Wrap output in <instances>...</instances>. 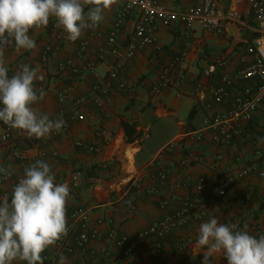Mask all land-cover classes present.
<instances>
[{"label":"crops","instance_id":"obj_1","mask_svg":"<svg viewBox=\"0 0 264 264\" xmlns=\"http://www.w3.org/2000/svg\"><path fill=\"white\" fill-rule=\"evenodd\" d=\"M160 1L179 9L192 0ZM217 2L222 10L245 9L244 0ZM90 7L84 5L85 13ZM120 8L121 3L116 0L105 10L99 24L103 33L100 38L87 37L90 58L96 57L99 49H105L107 34ZM88 30L91 28L83 30L75 42L69 41L56 19L50 17L47 26L30 30L29 35L36 43L34 49L17 50L10 44L4 51L9 78L21 64L37 69L38 75L43 77L34 81V89L43 87V96L34 107L53 121L61 119L59 114L63 112H72V102L88 96L112 67L110 60L96 59L94 70L82 69L87 59L77 55L78 44ZM129 31L128 25L120 30L119 41L123 46L129 41ZM241 32L244 31L232 26L227 35L214 36L198 26L187 30L181 21L170 26L158 23L161 48L137 50L120 72L131 91H112L102 97V108L86 100L75 110L77 119L63 134L54 136L51 132L36 138L27 133H14L11 141L20 149V158L13 157L0 143V169H3L0 171V202L6 192L10 203L13 188L24 178L25 169L44 153L43 161L51 167L54 182L66 183L70 189L66 203L67 225L72 222L73 213L79 212L91 228L101 233L114 229L118 234L134 235L157 221L173 217L183 197L203 200V207L194 208L188 219L171 229L157 258L147 256L155 242L153 237H147L124 259L125 264H202L206 249L198 247L196 240L199 226L212 217L223 223H235L241 230L247 225L246 230L256 238L264 235V176L251 174L234 180L221 195L214 197L237 157L247 165L255 161L254 151L259 143L252 138V133L264 122V106L256 112L245 138L220 149L183 138L184 134L201 129L208 115L199 93L208 82L203 70L209 60L230 54L231 61L224 70L230 73L239 68L237 54ZM56 33L62 34L61 48L42 63L41 49ZM183 49L186 55L170 75L166 88L152 96L150 85ZM62 61H70L71 66L59 70ZM62 93L67 96L64 102L58 97ZM37 94L39 96L38 91ZM206 97L209 98L208 93ZM123 123L132 125L134 135H141L140 140L127 141ZM75 141L97 145L98 151L79 148L74 145ZM218 151L224 158L214 163L213 156ZM198 154L202 156L200 162L183 164L184 160ZM258 168L264 172V162H260ZM200 179L205 180L204 185L200 184ZM175 183L180 187L172 188ZM247 193L251 194L250 200L241 204L240 199ZM165 200L168 203L163 206ZM98 245L99 242L90 243L92 247ZM52 252L53 246H50L41 254L51 255ZM70 261L71 256L60 253L50 264ZM24 262L15 260L12 264ZM209 264H226V260L223 255H215L209 258Z\"/></svg>","mask_w":264,"mask_h":264},{"label":"built area","instance_id":"obj_2","mask_svg":"<svg viewBox=\"0 0 264 264\" xmlns=\"http://www.w3.org/2000/svg\"><path fill=\"white\" fill-rule=\"evenodd\" d=\"M117 1L121 3V8L107 34L105 49H99L94 58L87 56L89 45L87 37L100 38L103 34L98 25L86 31L85 37L79 41L77 51L78 56L87 59L82 65L83 70H94L96 59L110 60L112 67L92 88L88 96L80 97L72 102V112L59 114L65 121V125L59 132L53 130L52 134L56 136L68 131L70 125L77 119L75 110L86 100L102 108V97L109 95L112 91H131L132 88L128 82L120 76L125 64L139 49L153 47L159 50L161 48L157 36L158 23L170 26L176 21H181L187 30L198 26L214 36L227 35L228 29L232 26L244 31L238 36L239 68L230 73L224 70L231 61L230 54L213 57L206 64L203 76L208 79V82L205 90L199 93V98L204 101L208 115L201 129L186 133L183 138L199 145H212L218 149L237 139L245 138L250 132L249 125L254 120L256 112L264 106V0H244L245 9L242 10L237 8L222 10L217 0H192L190 4L179 9H173L160 0ZM125 25H128L130 36L128 43L123 46L119 41V33ZM61 39L62 34L56 33L43 45L40 53L42 63L48 61L52 52L60 50ZM185 55L186 49H183L160 70L159 75L149 87V93L152 96L158 95L166 88L170 75L183 61ZM66 66H71V62H61L59 70L64 71ZM41 89L43 90V87L39 86L36 90L39 92ZM206 93L209 98L206 97ZM58 97L60 102H64L67 96L62 93ZM14 133L23 135L26 132L12 129L0 121V143L5 145L13 157L20 158V149L11 141ZM252 138L257 144L259 143L254 151L255 161L247 165L241 163L240 158L237 157L233 168L215 190L214 197L221 195L234 180H241L251 174H256L258 177L264 176V172L258 168V164L264 162V122L259 124L252 133ZM74 145L89 152L98 151L97 145L94 144L75 141ZM43 157L44 153L40 154L33 160V164L43 160ZM223 158V153L218 151L213 156V162L216 163ZM201 160L202 156L198 154L184 160L183 164ZM199 182L204 185L205 180L200 179ZM171 187L177 189L180 184L175 183ZM250 195L247 193L239 202L244 204L249 201ZM5 196H8L6 192L2 194V197ZM167 203V200L162 201L163 206ZM196 207H203V200L199 197L185 196L181 199L173 217L157 221L134 235L118 234L114 229L101 233L88 225L82 213L74 212L72 222L67 225V235L53 245L51 255L41 254L43 264H50L51 260L60 253L71 256L72 261L68 264H125L124 259L139 242L147 237L155 239L152 247L147 251V256L157 258L163 241L168 237L171 229L178 222L188 219ZM92 241L99 242V245L90 246Z\"/></svg>","mask_w":264,"mask_h":264},{"label":"clouds","instance_id":"obj_3","mask_svg":"<svg viewBox=\"0 0 264 264\" xmlns=\"http://www.w3.org/2000/svg\"><path fill=\"white\" fill-rule=\"evenodd\" d=\"M116 0H0V121L29 136L42 138L53 130L59 132L63 119L51 120L34 107L43 90L34 89L42 80L38 70L21 64L9 78L4 66V51L14 44L17 50L36 47L31 29L45 27L54 17L69 41L75 42L83 30L95 28L104 12ZM84 5H91L85 13ZM3 171V169H0ZM49 164L38 160L24 171V178L14 186L11 201L0 202V264L15 260L43 264L41 253L67 235L66 203L70 189L57 184ZM238 228L235 223L210 218L199 226L196 244L206 249L202 264L223 255L226 264H264V235L259 238Z\"/></svg>","mask_w":264,"mask_h":264},{"label":"trees","instance_id":"obj_4","mask_svg":"<svg viewBox=\"0 0 264 264\" xmlns=\"http://www.w3.org/2000/svg\"><path fill=\"white\" fill-rule=\"evenodd\" d=\"M79 45V44H78ZM42 50V49H41ZM63 62V61H62ZM67 67V66H66ZM124 131H125V135H126V140L127 141H133L135 139L140 140L141 135H134V128L132 125H127L125 123L122 124Z\"/></svg>","mask_w":264,"mask_h":264},{"label":"rangeland","instance_id":"obj_5","mask_svg":"<svg viewBox=\"0 0 264 264\" xmlns=\"http://www.w3.org/2000/svg\"><path fill=\"white\" fill-rule=\"evenodd\" d=\"M151 139L153 140V137Z\"/></svg>","mask_w":264,"mask_h":264}]
</instances>
